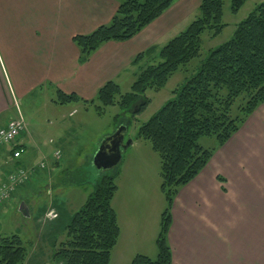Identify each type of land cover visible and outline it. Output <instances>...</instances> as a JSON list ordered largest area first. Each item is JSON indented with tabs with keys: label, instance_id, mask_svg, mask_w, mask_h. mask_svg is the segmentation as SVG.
<instances>
[{
	"label": "crops",
	"instance_id": "obj_1",
	"mask_svg": "<svg viewBox=\"0 0 264 264\" xmlns=\"http://www.w3.org/2000/svg\"><path fill=\"white\" fill-rule=\"evenodd\" d=\"M200 1L176 0L131 39L105 42L79 63L72 37L108 23L118 0H0V5L10 2L15 7L0 8V117L10 111L13 95L23 98L45 82L55 93L73 92L92 99L107 81L120 86L125 74L135 78L141 67L157 58L159 48L186 28ZM23 13L27 22L18 27L13 23ZM151 47L157 49L151 56L133 62ZM26 136L25 131L17 140L22 149L18 162L9 160L10 148L0 151V183L15 164L35 165L34 158L45 152ZM129 148L132 156L120 161L111 200L120 234L109 264H130L137 254L153 259L157 255L155 239L163 204L151 200L156 182L150 177V159L156 152L137 136L131 138ZM94 168L95 180L101 170ZM38 170L44 169H36L27 183L36 179ZM23 203L27 207V201ZM49 208L54 207L45 211ZM56 211L57 219L48 225L58 220ZM48 232L42 229V236ZM167 241L171 264H264V103L214 151L197 176L180 187L171 206Z\"/></svg>",
	"mask_w": 264,
	"mask_h": 264
},
{
	"label": "trees",
	"instance_id": "obj_2",
	"mask_svg": "<svg viewBox=\"0 0 264 264\" xmlns=\"http://www.w3.org/2000/svg\"><path fill=\"white\" fill-rule=\"evenodd\" d=\"M175 1L119 0L108 24L72 37L79 49L78 62L87 61L105 42L131 39ZM245 1L230 0L231 11L237 12ZM222 7L223 0H201L197 16L158 49L156 59L141 67L128 92L122 93L116 82L107 81L92 99L57 90V102L80 101L85 106L94 105L98 114L114 104H118L122 112H129L135 105L137 110L130 115L134 120L150 101L145 91L160 90L175 71L199 58L203 33L214 37L222 31L225 27ZM156 50L151 47L139 53L133 62L151 56ZM173 94L137 129V138L147 141L159 156L160 190L166 204L160 214L155 239L156 257L137 254L130 264H171L167 232L171 224V206L178 190L197 176L214 151L264 103V0L236 24L229 40L208 50L197 70ZM96 100L99 104H95ZM237 101L239 105L235 107ZM116 120L117 125L123 123L121 114L116 115ZM203 136H214L217 147L201 146L199 139ZM117 175L118 166L101 170L92 182V192L65 225V237L55 251L64 264L110 263L111 250L120 234L117 215L111 205L117 189ZM25 259L26 247L20 236L0 234V264H23Z\"/></svg>",
	"mask_w": 264,
	"mask_h": 264
},
{
	"label": "rangeland",
	"instance_id": "obj_3",
	"mask_svg": "<svg viewBox=\"0 0 264 264\" xmlns=\"http://www.w3.org/2000/svg\"><path fill=\"white\" fill-rule=\"evenodd\" d=\"M262 1L246 0L237 12H232L230 0H223L222 22L225 23V27L214 37H210L208 32L203 33L201 56L193 59L186 67L175 71L160 90L147 89L145 91V96L150 101L142 112L135 115L134 120L131 119L128 112H122L118 104L105 107L102 114L97 113L94 105L85 106L80 101L61 104L57 102L55 88H52L49 82L35 88L23 98L13 95L10 111L0 117V122L10 116H16L20 111L26 122V138L29 143L33 144L30 140L32 137L45 149V152L34 158L33 163L44 161L47 167L46 170L37 171L44 173L43 176L41 174L38 176L36 173L37 177L32 182L17 185L10 192V196L3 206L0 205V234H18L23 239L26 247V259L23 264H64L60 257H56L55 251L58 248V243L65 237V225L74 212L84 204L88 194L92 192L95 168L90 158L93 157L102 137L115 130L116 115L122 114V118L130 121L127 137L136 138L140 124L147 121L168 99L174 96L173 91L197 70L200 60L207 55L208 50L229 40L236 24L246 18ZM11 4L10 2L2 4L0 8L11 9ZM17 9L20 8L17 7ZM24 13L20 14V17H17V22L13 24L18 27L24 26L27 22ZM197 14L198 8L189 17L188 22L190 23ZM133 80L134 76L132 75L122 76L120 80L122 93L130 90ZM95 104H99L97 100ZM237 105H239V101L234 106ZM72 109L75 111L69 115L68 113ZM50 140L53 142L51 143ZM140 141L147 142L143 139ZM199 143L204 148H212L216 146L217 140L214 136H203L199 139ZM3 146L0 151H7L10 148L6 145ZM38 149L40 148L38 147ZM57 149L60 151V159L58 160L59 165L54 167L53 153ZM129 149L128 147L123 150L122 154L125 157L122 156V158L128 159L132 156L133 151L131 153ZM120 164L121 162L118 166ZM47 173L50 174L47 175ZM152 176L156 182V195H153L151 200L158 204L162 203L164 209L166 202L163 193L159 190L161 179L160 161L157 153L150 159V177L152 178ZM116 179H119L118 175L115 177ZM25 200L30 209V216H24L19 211L20 205ZM50 206L59 211L58 220L50 225L39 222L41 214ZM42 229L49 232L42 236Z\"/></svg>",
	"mask_w": 264,
	"mask_h": 264
},
{
	"label": "water",
	"instance_id": "obj_4",
	"mask_svg": "<svg viewBox=\"0 0 264 264\" xmlns=\"http://www.w3.org/2000/svg\"><path fill=\"white\" fill-rule=\"evenodd\" d=\"M136 110L137 107L134 105L129 113L133 114ZM128 126V121L122 123L113 132L102 137L92 157L93 166L99 170H110L119 164L123 150H126L131 144V139L127 137ZM19 210L26 216L29 214L25 203L20 205Z\"/></svg>",
	"mask_w": 264,
	"mask_h": 264
},
{
	"label": "built area",
	"instance_id": "obj_5",
	"mask_svg": "<svg viewBox=\"0 0 264 264\" xmlns=\"http://www.w3.org/2000/svg\"><path fill=\"white\" fill-rule=\"evenodd\" d=\"M25 129V121L21 114L17 117L9 120L6 124L0 127V143L1 144H12L15 142L17 137L24 131ZM21 154L20 150H15L13 152V158H18ZM54 156L56 159H59L60 153L58 151L54 152ZM41 167L44 166L42 162L40 164ZM32 171L30 169L17 168L15 172L8 175L6 182L0 185V202L5 201L9 193L14 189V187L18 183H22L27 180L28 176H30ZM57 217V213L54 209H49L44 217L43 221L52 220Z\"/></svg>",
	"mask_w": 264,
	"mask_h": 264
}]
</instances>
